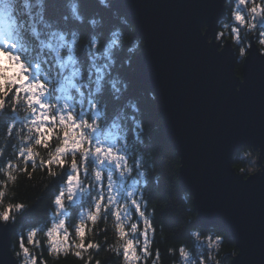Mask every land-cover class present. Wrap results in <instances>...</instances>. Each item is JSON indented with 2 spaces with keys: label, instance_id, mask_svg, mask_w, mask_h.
<instances>
[{
  "label": "clouds",
  "instance_id": "clouds-1",
  "mask_svg": "<svg viewBox=\"0 0 264 264\" xmlns=\"http://www.w3.org/2000/svg\"><path fill=\"white\" fill-rule=\"evenodd\" d=\"M209 2L196 39L244 94L264 0ZM149 48L125 0H0V264H264V225L249 249L183 185ZM223 164L242 185L264 177V142Z\"/></svg>",
  "mask_w": 264,
  "mask_h": 264
},
{
  "label": "water",
  "instance_id": "water-1",
  "mask_svg": "<svg viewBox=\"0 0 264 264\" xmlns=\"http://www.w3.org/2000/svg\"><path fill=\"white\" fill-rule=\"evenodd\" d=\"M125 3L150 38L141 71L159 89L165 134L185 157L183 185L197 194L205 219L254 249L264 225V177L242 185L223 161L238 140L264 142V66L253 62L249 88L233 96L227 55L216 57L195 36V24L213 13L209 0Z\"/></svg>",
  "mask_w": 264,
  "mask_h": 264
}]
</instances>
